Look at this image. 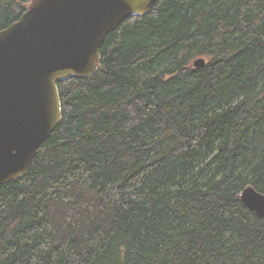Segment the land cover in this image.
<instances>
[{"label": "trees", "instance_id": "trees-1", "mask_svg": "<svg viewBox=\"0 0 264 264\" xmlns=\"http://www.w3.org/2000/svg\"><path fill=\"white\" fill-rule=\"evenodd\" d=\"M28 1L0 0V30ZM99 54L0 184V264H264L239 198L264 194V0H157Z\"/></svg>", "mask_w": 264, "mask_h": 264}, {"label": "water", "instance_id": "water-1", "mask_svg": "<svg viewBox=\"0 0 264 264\" xmlns=\"http://www.w3.org/2000/svg\"><path fill=\"white\" fill-rule=\"evenodd\" d=\"M157 0H29L0 30V184L25 176L61 118L57 82L92 74L106 34ZM192 64L201 67L204 57ZM240 200L264 217V194L247 185Z\"/></svg>", "mask_w": 264, "mask_h": 264}, {"label": "rangeland", "instance_id": "rangeland-1", "mask_svg": "<svg viewBox=\"0 0 264 264\" xmlns=\"http://www.w3.org/2000/svg\"><path fill=\"white\" fill-rule=\"evenodd\" d=\"M196 59V58H195ZM194 61V60H193Z\"/></svg>", "mask_w": 264, "mask_h": 264}]
</instances>
